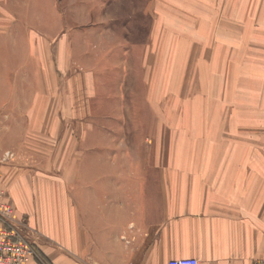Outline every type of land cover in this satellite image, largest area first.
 Wrapping results in <instances>:
<instances>
[{"label": "crops", "instance_id": "1", "mask_svg": "<svg viewBox=\"0 0 264 264\" xmlns=\"http://www.w3.org/2000/svg\"><path fill=\"white\" fill-rule=\"evenodd\" d=\"M102 1L0 0V189L37 250L28 264L264 260V0ZM72 70L97 115L88 152L71 156L63 134L61 181L9 171L23 117L37 138L69 110L21 82Z\"/></svg>", "mask_w": 264, "mask_h": 264}, {"label": "rangeland", "instance_id": "2", "mask_svg": "<svg viewBox=\"0 0 264 264\" xmlns=\"http://www.w3.org/2000/svg\"><path fill=\"white\" fill-rule=\"evenodd\" d=\"M105 5H109L110 0H103L102 1ZM121 3V5L119 4ZM142 0H118L117 4H119L120 8L123 6L125 8L128 6V8H137L140 7L141 4H143ZM60 6V5H59ZM60 10V7H59ZM125 13V11H123ZM92 21L88 22V24H91L89 27H93V24L95 22V18H91ZM5 18L0 16V33H2L1 30V25L4 23ZM65 21L67 24L70 25V29L77 30L79 26L76 24V16L75 17H65ZM47 26L44 23L42 26L43 30H46ZM49 28V26H48ZM51 30V28H49ZM27 51V50H23ZM38 55L42 56L44 52H47L46 50L39 48L38 50ZM51 51V50H50ZM40 72V70H39ZM78 72V71H77ZM40 74V73H39ZM40 76V75H38ZM71 79L69 80H60L57 79L55 75V80L54 82L51 81H45V80H37V81H22L21 82V88L23 90V96L25 95L24 91H27L26 94L28 96V92H36L39 94V103L41 101L42 95L46 94L47 90H53L56 94H63L64 95V101L66 104L69 105V110L65 114V118L62 123H60L58 128H55L53 130V133L49 130H38V135L37 138H35V131L32 130V128L29 127L28 121L24 119L23 117V128H22V135H23V144H26L28 146H23V154L26 156L24 159L20 161H16L13 158V154L9 152V154H6L4 163H2L4 166L8 168L9 171H14V168L20 169L22 168L23 170H37L39 174L42 175H49L53 179H57L59 181L62 180L61 173L58 171L61 170L62 168V158H63V153H62V146L60 144V140L62 139L63 134L68 136L70 138V144L67 146L69 152L71 153V156H76L77 153H80L82 149V152H88V150L83 149L84 142L83 140L81 141V138L83 137H88L90 133H92L93 129H90L91 126V121L94 120V118H97V115L93 113V103H92V98L89 96L84 97L83 95V90L79 89V79L74 77V73L72 70V74L70 76ZM7 87L8 84L13 88L14 82H6ZM17 84H20L19 82H16ZM92 92L89 91L88 94ZM61 94V96H62ZM91 99V100H89ZM88 105L89 111H87L86 106ZM24 109V108H23ZM24 115V113H23ZM61 126V127H60ZM63 126V127H62ZM12 133V128L9 130ZM91 131V132H90ZM90 132V133H89ZM87 133H89L87 135ZM50 134V137H49ZM51 134H54L53 137V144H51L50 140L52 138ZM34 138L36 140H34ZM30 140H34V142L37 144V149H38V155L37 158H34V160H29V155L27 154L29 152V143ZM12 141V140H11ZM51 144V145H50ZM153 146L152 144L149 145V147ZM7 149L13 148V146L7 141ZM91 147V146H88ZM92 148V147H91ZM134 150L135 152H141V151H147L146 147L144 146H139V145H134ZM9 151V150H7ZM149 151V150H148ZM155 151L156 147H155ZM159 151H165L168 152L170 151V146L168 143L162 144L160 146ZM11 152H13L11 150ZM57 172V173H56ZM51 174V175H50ZM54 175V176H53ZM57 175V176H56ZM40 176V175H39ZM3 180V179H2ZM8 195V191L5 187L2 188ZM9 197V195H8ZM10 200V198H9ZM263 261V260H260ZM258 262V261H257Z\"/></svg>", "mask_w": 264, "mask_h": 264}, {"label": "built area", "instance_id": "3", "mask_svg": "<svg viewBox=\"0 0 264 264\" xmlns=\"http://www.w3.org/2000/svg\"><path fill=\"white\" fill-rule=\"evenodd\" d=\"M26 224L14 217V210L7 193L0 189V264H28L37 259L36 248L29 242ZM167 264H200L195 258H181ZM253 264H264L258 261Z\"/></svg>", "mask_w": 264, "mask_h": 264}]
</instances>
